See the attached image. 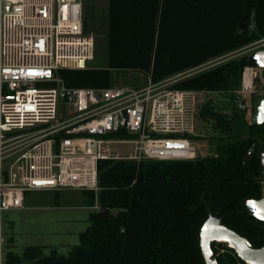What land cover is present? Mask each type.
<instances>
[{"label":"trees","instance_id":"obj_1","mask_svg":"<svg viewBox=\"0 0 264 264\" xmlns=\"http://www.w3.org/2000/svg\"><path fill=\"white\" fill-rule=\"evenodd\" d=\"M263 38L264 0H108L107 67L58 75L74 88L109 87L114 71L139 72L156 83ZM246 66L244 56L174 85L227 100L220 106L213 98L200 111L215 134L214 156L100 161L99 209L89 214L79 243L65 255L27 246L20 255L8 252L4 264H204L200 230L209 212L252 248L263 247L264 223L242 204L263 197L256 150L264 124L246 121L245 102L237 95ZM215 246L219 264H243L231 254L217 255Z\"/></svg>","mask_w":264,"mask_h":264},{"label":"built area","instance_id":"obj_2","mask_svg":"<svg viewBox=\"0 0 264 264\" xmlns=\"http://www.w3.org/2000/svg\"><path fill=\"white\" fill-rule=\"evenodd\" d=\"M95 48L94 35L85 32L83 0H0V264L2 212L23 209L26 192L83 190L96 197L100 161L197 158L194 129L206 93L174 85L223 57L156 83L149 78L142 87L66 86L58 71L88 70ZM262 48L264 38L239 50L250 55ZM263 75L246 66L237 94L264 97ZM215 247L217 255L236 257Z\"/></svg>","mask_w":264,"mask_h":264},{"label":"rangeland","instance_id":"obj_3","mask_svg":"<svg viewBox=\"0 0 264 264\" xmlns=\"http://www.w3.org/2000/svg\"><path fill=\"white\" fill-rule=\"evenodd\" d=\"M85 32L93 34L96 39L94 59L87 64L90 69L107 67V31H108V0H83ZM248 50H237L222 56L199 68L198 73L211 69L233 59L248 57ZM149 75L134 71L112 72L111 85H128L142 87L149 83ZM238 95V94H237ZM245 102V119L250 124L252 105L256 98L240 96ZM217 99L223 106L227 100L221 96L206 93L204 103ZM193 141L197 147V157L202 159L215 155V134L210 122L196 121ZM135 139V137H131ZM118 150L129 152L132 145H118ZM263 182H261L262 184ZM98 193V192H97ZM96 200L95 193L92 192ZM89 194L83 190L30 191L24 194V208L2 212L3 234L5 237L4 257L10 252L21 254L27 246L42 247L45 254L55 249L59 255H65L67 249L79 243V235L88 228V216L95 210L88 208ZM97 211V210H96ZM77 236V238H76ZM76 238V239H75Z\"/></svg>","mask_w":264,"mask_h":264},{"label":"water","instance_id":"obj_4","mask_svg":"<svg viewBox=\"0 0 264 264\" xmlns=\"http://www.w3.org/2000/svg\"><path fill=\"white\" fill-rule=\"evenodd\" d=\"M247 67L264 69V48L247 57ZM262 124H264V97H258L252 105L251 125ZM256 155L259 159L256 180L264 183V141L258 146ZM242 204L249 216L264 223V196L259 200L244 198ZM212 245H221L230 249L243 264H264V246L259 249L252 248L245 238L225 227L209 212V217L200 230V251L204 264H219Z\"/></svg>","mask_w":264,"mask_h":264},{"label":"crops","instance_id":"obj_5","mask_svg":"<svg viewBox=\"0 0 264 264\" xmlns=\"http://www.w3.org/2000/svg\"><path fill=\"white\" fill-rule=\"evenodd\" d=\"M49 191H52V190H49ZM86 192H87L88 194H90V193H89L90 191H86ZM95 203H96V202H94V204L91 206V205L89 204V202H88V205H89L88 208L93 209V206L95 205ZM93 210H94V209H93ZM95 211H96V210H95ZM78 235H79V234H78ZM76 238H77V236H76ZM76 238H75V239H76ZM67 250H68V249H67ZM57 253H58V252H57Z\"/></svg>","mask_w":264,"mask_h":264},{"label":"bare ground","instance_id":"obj_6","mask_svg":"<svg viewBox=\"0 0 264 264\" xmlns=\"http://www.w3.org/2000/svg\"><path fill=\"white\" fill-rule=\"evenodd\" d=\"M249 76H250V70L245 71V77H246V81L249 80Z\"/></svg>","mask_w":264,"mask_h":264}]
</instances>
